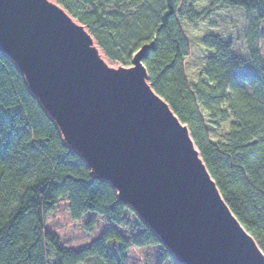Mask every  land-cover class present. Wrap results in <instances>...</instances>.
Wrapping results in <instances>:
<instances>
[{
	"label": "trees",
	"instance_id": "trees-1",
	"mask_svg": "<svg viewBox=\"0 0 264 264\" xmlns=\"http://www.w3.org/2000/svg\"><path fill=\"white\" fill-rule=\"evenodd\" d=\"M54 1L109 61L131 66L145 49L147 84L187 127L225 205L264 255V0ZM62 199L72 221L93 213L109 225L81 251L44 230ZM147 247L163 250L155 264H182L63 142L0 51V264H127L130 248Z\"/></svg>",
	"mask_w": 264,
	"mask_h": 264
},
{
	"label": "water",
	"instance_id": "water-1",
	"mask_svg": "<svg viewBox=\"0 0 264 264\" xmlns=\"http://www.w3.org/2000/svg\"><path fill=\"white\" fill-rule=\"evenodd\" d=\"M144 50L133 69L109 74L44 0H0V51L29 77L95 178L131 204L176 260L264 264L197 162L187 127L144 81Z\"/></svg>",
	"mask_w": 264,
	"mask_h": 264
},
{
	"label": "rangeland",
	"instance_id": "rangeland-1",
	"mask_svg": "<svg viewBox=\"0 0 264 264\" xmlns=\"http://www.w3.org/2000/svg\"><path fill=\"white\" fill-rule=\"evenodd\" d=\"M49 1L52 3V5L55 6L58 11H60L66 18H68L74 25H76V27L78 28V32H80L85 39L86 48L92 53L95 59L98 60L101 67L103 68L104 66L103 70H105L109 74H118L122 71L134 68L133 64L131 66H123L119 63L111 62L106 59L103 53L96 46L94 40L89 36L85 28L71 19L69 15L62 8H60L54 0ZM260 28L264 30V20L261 22ZM144 81L146 82V79H144ZM61 137L63 139V142L67 146H69L70 149L80 153V151L75 148L69 141H66L62 134ZM92 173L95 176L93 170ZM128 205L131 206L130 203H128ZM68 208V201L66 199L60 200L54 207L53 212L47 215L45 219L44 230L47 233L56 235L62 248L78 252L89 247L93 241L99 238L106 231L109 225L104 223L99 216L93 213L84 215L80 221H72L69 216ZM128 218L129 220H133L132 216L130 215L128 216ZM119 230L123 233L121 229ZM162 251L163 250L161 247H147L142 249L130 248L127 252V264H155L156 260L162 254ZM49 263H51V259L49 260Z\"/></svg>",
	"mask_w": 264,
	"mask_h": 264
},
{
	"label": "bare ground",
	"instance_id": "bare-ground-1",
	"mask_svg": "<svg viewBox=\"0 0 264 264\" xmlns=\"http://www.w3.org/2000/svg\"><path fill=\"white\" fill-rule=\"evenodd\" d=\"M45 2H46V4H48V6H51L52 7V9L54 10V11H56V12H58V14L59 15H61L62 17H64L65 19H66V21L69 23V24H71L76 30H78V28L76 27V25H74L68 18H66L60 11H58L56 8H55V6L54 5H52V3L49 1V0H44ZM89 43H90V41H89ZM16 65H17V67L20 69L21 67L19 66V64L18 63H16ZM103 68H104V66H103ZM21 70H22V68H21ZM23 71V70H22ZM108 73V72H107ZM23 75H24V77H25V79H26V81H27V83H28V85L30 86L29 88H30V90L32 91V93L35 95V96H38L37 95V93L32 89V87H31V82H30V79H29V77L26 75V73H24V71H23ZM39 98V97H38ZM39 101H40V103H41V105L44 107V110L46 111V113L52 118V120L55 122V124L58 126V128L60 129V132H61V134H62V136L66 139V141H68L67 140V138H66V136L64 135V133H63V130H62V128H61V126H60V124H59V121L51 114L52 112L50 111V109H48V107L40 100V98H39ZM196 159H197V162L202 166V161H201V158H200V156H199V154H198V152L196 151Z\"/></svg>",
	"mask_w": 264,
	"mask_h": 264
},
{
	"label": "clouds",
	"instance_id": "clouds-1",
	"mask_svg": "<svg viewBox=\"0 0 264 264\" xmlns=\"http://www.w3.org/2000/svg\"><path fill=\"white\" fill-rule=\"evenodd\" d=\"M137 252H138V250H137Z\"/></svg>",
	"mask_w": 264,
	"mask_h": 264
}]
</instances>
